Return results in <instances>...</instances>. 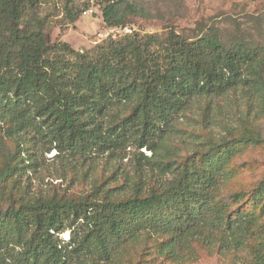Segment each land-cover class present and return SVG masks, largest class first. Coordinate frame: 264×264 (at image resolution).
Returning a JSON list of instances; mask_svg holds the SVG:
<instances>
[{"label": "trees", "instance_id": "1", "mask_svg": "<svg viewBox=\"0 0 264 264\" xmlns=\"http://www.w3.org/2000/svg\"><path fill=\"white\" fill-rule=\"evenodd\" d=\"M41 1L0 0V133L17 142L15 170L31 169L41 149L85 155L134 143L155 152L195 99L239 88L260 95L264 115L261 48L172 29L165 38L134 31L81 51L51 41L36 15ZM101 2L110 26L141 12L129 0ZM260 142L251 126L241 137L211 141L197 159L169 169L173 178L147 191L137 182L125 197L106 191L0 210V264L111 263L123 244L146 234L163 237L160 256L179 260L182 242L213 229L238 250L257 233L251 264H264V234L256 232L264 180L249 193H221L228 164L244 144ZM241 200L249 208H238Z\"/></svg>", "mask_w": 264, "mask_h": 264}, {"label": "rangeland", "instance_id": "2", "mask_svg": "<svg viewBox=\"0 0 264 264\" xmlns=\"http://www.w3.org/2000/svg\"><path fill=\"white\" fill-rule=\"evenodd\" d=\"M129 1L136 3L141 12L128 14L121 26L105 22L101 0H42L36 15L45 21L53 43L68 42L81 51H92L111 38L119 40L134 31L165 38L174 29L189 38L214 34L227 46L244 43L264 52V0ZM89 8L94 12L85 15ZM261 99L254 90L243 88L224 96L195 99L176 116L166 138L157 140L155 152L134 143L85 155L41 149L31 169L13 168L19 156L15 158L17 142L0 133V210L18 208L27 200H69L89 194L103 197L106 191L127 196L137 182L145 191L156 188L174 177L169 169L197 159L211 141L241 137L251 126L261 142L241 147L226 168L221 192L224 196L239 191L249 193L264 180ZM162 160L170 162V166L161 169ZM239 205L240 209L249 208L244 200ZM258 224L263 227L256 228V232L264 234V216ZM68 235V231L64 233ZM256 237L238 250L227 244L226 233L213 229L182 242V258L174 260L158 253L163 237L146 234L123 244L111 263L100 264H251L252 249L259 243Z\"/></svg>", "mask_w": 264, "mask_h": 264}, {"label": "built area", "instance_id": "3", "mask_svg": "<svg viewBox=\"0 0 264 264\" xmlns=\"http://www.w3.org/2000/svg\"><path fill=\"white\" fill-rule=\"evenodd\" d=\"M94 12V9L93 8H89V9H86L85 11H84V14L85 15H90V14H92Z\"/></svg>", "mask_w": 264, "mask_h": 264}]
</instances>
